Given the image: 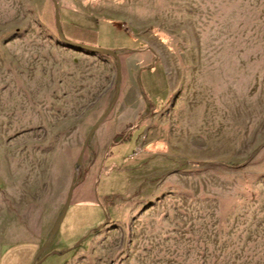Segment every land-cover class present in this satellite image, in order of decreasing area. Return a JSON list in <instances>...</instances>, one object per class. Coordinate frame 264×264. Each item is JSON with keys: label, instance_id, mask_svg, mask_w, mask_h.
Instances as JSON below:
<instances>
[{"label": "rangeland", "instance_id": "374dc122", "mask_svg": "<svg viewBox=\"0 0 264 264\" xmlns=\"http://www.w3.org/2000/svg\"><path fill=\"white\" fill-rule=\"evenodd\" d=\"M55 1L60 37L51 0H0V250L86 181L65 264H264V0ZM81 33L152 51L166 101L136 113L113 55L62 40Z\"/></svg>", "mask_w": 264, "mask_h": 264}, {"label": "crops", "instance_id": "0c3cea01", "mask_svg": "<svg viewBox=\"0 0 264 264\" xmlns=\"http://www.w3.org/2000/svg\"><path fill=\"white\" fill-rule=\"evenodd\" d=\"M112 27L114 26L112 25ZM91 29L94 32L95 28ZM116 29L118 30V28ZM87 38H89L88 35L81 33V36L74 40L87 42L88 45H92L96 40L92 38L87 41ZM128 39L129 47L123 46L111 50L115 55L117 54L116 57L119 64L117 97L123 96L125 90H132L134 96L137 97L135 107L137 111L135 112L143 114L148 110L157 109L166 101L169 96L170 85L166 79L165 69L153 52L146 49L142 43ZM125 67L127 68L126 70ZM121 124L118 128L123 127ZM116 132V130H113L106 137L110 139ZM109 139L96 141V147H101L103 155L97 163L98 170L104 161L102 157L107 154L106 150L112 144H118V142ZM76 185L70 192L69 204L80 200L81 197L90 198L92 194H95V187L87 184L86 181ZM66 194L49 195L47 200L49 203L47 202L46 206L39 209L36 221L28 220L26 225L18 226L13 230L14 238L4 244L0 250V264L2 259L4 260L3 264H31L36 252L44 243L45 246L34 259V263L65 264L67 262L84 236L73 244L75 240H69L66 227L60 229V226L49 235L62 209ZM98 222L102 223L101 220Z\"/></svg>", "mask_w": 264, "mask_h": 264}, {"label": "water", "instance_id": "95a60500", "mask_svg": "<svg viewBox=\"0 0 264 264\" xmlns=\"http://www.w3.org/2000/svg\"><path fill=\"white\" fill-rule=\"evenodd\" d=\"M52 1V4H53V10H54V20H55V27H56V31H57V34L58 36L60 37V32H59V15H58V9H57V3L55 0H51ZM64 42L70 44V45H73V46H77V47H80V48H83V49H89V50H93V51H98V52H103V53H106V54H110V55H113V57L115 58L116 60V77L118 79L119 77V64H118V61H117V57L116 55L111 51V50H108V49H104V48H97V47H94L92 45H88V44H84V43H78V42H72V41H69V40H66V39H62ZM109 108L100 116L99 120L101 118H103L105 116V114L108 112ZM98 121L92 126V128L90 129V132L86 135L84 141H83V145H82V148L79 152V155L77 157V165H79L80 163V160H81V156H82V152H83V149H84V146L86 145V141L88 139V136L89 134L94 130L95 126L97 125ZM74 183H72L70 185V187L68 188V191H67V194H66V197H65V200H64V204L62 206V209L60 211V213L58 214L57 218H56V221L50 231V234L51 235L55 230L56 228L58 227V223L59 221L61 220L62 218V215H63V212L65 210V207L67 206L68 204V201H69V198H70V192L72 190V188L74 187ZM45 246V243L40 247V249L36 252L31 264H34V259L36 258V256L42 251V249L44 248Z\"/></svg>", "mask_w": 264, "mask_h": 264}]
</instances>
